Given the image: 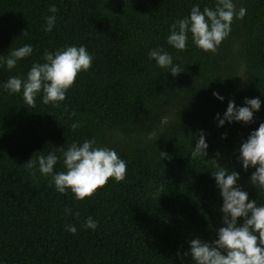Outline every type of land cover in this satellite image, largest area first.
Returning <instances> with one entry per match:
<instances>
[{
    "label": "trees",
    "instance_id": "trees-1",
    "mask_svg": "<svg viewBox=\"0 0 264 264\" xmlns=\"http://www.w3.org/2000/svg\"><path fill=\"white\" fill-rule=\"evenodd\" d=\"M213 2L0 0V55L26 43L33 47L16 68H0V83L23 76L44 49L84 45L93 56L56 106L38 95L36 106L27 107L20 94L0 89V264H181L176 253L186 251L190 239L210 242L221 226L222 201L211 176L218 166L238 172L249 198L264 202V192L248 183L254 169L242 170L237 160L240 144L264 122V0H235L246 15L233 20L215 54L191 38L183 52L166 43L169 24L193 4L202 9ZM50 5L57 20L45 32ZM155 47L184 71L173 77L157 68L147 59ZM246 97L261 99L253 122L217 127L214 117L228 101L242 106ZM73 121L80 124L75 131ZM201 130L208 148L194 159ZM85 138L126 161L123 181L109 178L90 197L75 200L69 191L57 193L49 177L29 174V158L59 155L57 147ZM55 170H63L60 162ZM65 208L78 215H65ZM88 216L97 221L95 230L81 229ZM69 224L75 235L65 230Z\"/></svg>",
    "mask_w": 264,
    "mask_h": 264
},
{
    "label": "clouds",
    "instance_id": "clouds-1",
    "mask_svg": "<svg viewBox=\"0 0 264 264\" xmlns=\"http://www.w3.org/2000/svg\"><path fill=\"white\" fill-rule=\"evenodd\" d=\"M48 12L51 15L44 17L45 32L52 31L57 20L55 5H50ZM245 15L246 8H237L235 0H214L211 7L204 6L202 9L199 3L193 4L186 16L169 24L166 43L176 51L183 52L191 38L192 45L215 54L221 42L229 36L233 20H241ZM23 34L27 35V31ZM32 53L31 44L13 48L6 56L0 55V68L10 71L16 68L18 61ZM147 59L173 77L184 71L163 47L149 49ZM92 61L93 56L84 45L69 44L53 51L44 49L40 60L34 61L23 76L10 75L0 83V89L9 95L20 94L27 107L36 106L38 95L41 103L56 106L65 100L66 92L78 74L89 70ZM211 94L219 101L224 100L216 91ZM260 107L259 97L244 98L242 106L229 100L223 114L217 113L214 119L217 120V127H222L226 122L250 124ZM71 116L72 113H69V118ZM79 126L78 121L70 124L73 131ZM225 137L226 133L221 135L222 139ZM207 148L205 134L201 130L191 150L192 158H204ZM57 149L59 155L49 151L47 155H38L26 161L29 174L34 176L39 173L40 176L49 177L50 186H54L57 193L69 191L75 200H82L105 185L109 178L120 182L126 177V161L114 148L98 145L95 138L73 141L66 148ZM238 152L241 169H254L248 183L264 192V122H260L248 134ZM159 154L162 159L168 155L163 151ZM58 162L62 164V171H54ZM211 176L222 201L219 208L221 226L215 229V238L210 242L200 238L190 239L187 250L178 251L177 258L181 264H184V257H190L189 264H264V202L249 198L248 192L238 183L240 175L235 170L218 166ZM64 214L78 215L69 208L64 209ZM80 227L95 230L97 221L88 216ZM65 230L73 235L77 232L76 226L71 224L66 225Z\"/></svg>",
    "mask_w": 264,
    "mask_h": 264
},
{
    "label": "rangeland",
    "instance_id": "rangeland-1",
    "mask_svg": "<svg viewBox=\"0 0 264 264\" xmlns=\"http://www.w3.org/2000/svg\"><path fill=\"white\" fill-rule=\"evenodd\" d=\"M237 74H238V76L241 78V74H242V72H241L240 69L237 70Z\"/></svg>",
    "mask_w": 264,
    "mask_h": 264
}]
</instances>
